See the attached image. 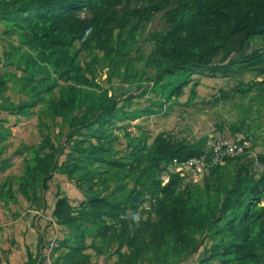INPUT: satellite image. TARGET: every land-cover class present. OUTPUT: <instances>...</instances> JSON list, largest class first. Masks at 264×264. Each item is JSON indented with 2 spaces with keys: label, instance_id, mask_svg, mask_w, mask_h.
<instances>
[{
  "label": "trees",
  "instance_id": "1",
  "mask_svg": "<svg viewBox=\"0 0 264 264\" xmlns=\"http://www.w3.org/2000/svg\"><path fill=\"white\" fill-rule=\"evenodd\" d=\"M157 14L164 28L147 35L148 53L138 49L132 57L120 34L130 27L137 37L139 25ZM0 25L30 50L16 68L28 75L29 87L20 89L28 100L1 110L36 115L47 131L37 146L24 148L22 172L0 186V199L15 203L19 193L41 202L55 175L85 199L78 207L64 197L54 201L51 215L62 239L51 264H91L87 249L98 256L111 249L118 264H264V169L255 167V161L264 166V154L216 166L201 145L165 133L146 144L126 129L162 112L192 75L264 74V0H0ZM82 53L90 65L81 64ZM117 59L126 79L160 88L163 102L127 111L132 96L120 105L100 90L91 65ZM7 91L0 76V97ZM56 121L59 133L49 125ZM121 131L130 150L123 157ZM193 158L210 168L204 188L220 195L215 208L195 205L180 175L169 170L174 161ZM42 239L26 264L42 262Z\"/></svg>",
  "mask_w": 264,
  "mask_h": 264
},
{
  "label": "rangeland",
  "instance_id": "2",
  "mask_svg": "<svg viewBox=\"0 0 264 264\" xmlns=\"http://www.w3.org/2000/svg\"><path fill=\"white\" fill-rule=\"evenodd\" d=\"M163 28L164 22L161 14L153 15L151 20L139 25V29L135 31L137 37L128 27L120 34L121 40L134 57V53L138 49L148 53L151 46L146 42L147 35ZM29 52V48L25 47L21 39L7 37L3 34L0 25V76L6 79L8 87L5 95L0 97V159L4 153L8 154L9 151L11 154L7 155V162L4 164H10L14 161L13 159H18L16 165L12 164L9 167L0 165V172L11 168L10 175H19L22 172V163L26 152L24 148L37 146L42 140V136L47 132L39 128L36 115L17 117L1 110L9 105L17 106L28 100V96L20 90L22 86L29 87L26 80L28 75L16 68L17 65H21L22 57ZM79 60L82 65L91 64L90 56L84 53L79 55ZM116 61V65L109 61L91 65L92 79L100 90L107 91L117 101L120 100V105L124 104L122 103L123 99L132 96L133 99L127 111L155 109L156 105L163 102L164 96H160V88L154 90L151 84L146 82L137 86L133 83V78L126 79L124 77L122 61L120 59ZM133 75L134 72L130 73L131 77ZM168 83L167 81L164 85ZM181 89L180 94L171 95L162 112L156 110L155 115L132 122V126L126 128L134 139H143L146 140V144H149L157 134L165 133L187 140L192 144L201 145L206 152H209L219 137L227 136L236 142L245 140L250 145L243 155L245 159L249 156L256 157L264 154V74L245 71L237 77L217 75L214 78L192 75L187 85ZM145 90L147 94L146 92L141 94ZM220 94L225 98L221 99ZM6 99L8 101H5ZM37 110L38 108L31 111L35 114ZM59 123V121L49 123L53 133L61 131ZM119 125L121 124L119 123ZM117 135L121 142V147H118L117 151L120 153V157H123L124 152L130 151L129 142L122 131ZM13 153H16L18 157H14ZM226 162H224V166ZM231 168L227 165V168L224 169L223 173L226 179L230 176ZM169 170L172 171L171 167ZM209 171L210 168H207L206 164L203 172L198 175L190 170H186L181 175L177 171L174 174L180 175L181 189L193 195L194 202L196 201L195 205L205 208L210 204V207L215 208L220 195L204 188V181ZM167 175L168 172L164 174L165 177ZM9 177L0 180V186ZM112 183L115 184V181L111 180L110 187L114 185ZM58 196L67 198L73 207H78L85 200L84 195L71 182L61 175H55L54 179L49 182L48 192L41 202H28L22 195L16 193L15 204L11 202L10 206H7L9 203L4 204V206L6 205L4 208L0 206L1 213L3 212L6 216V221L1 224V227L25 228L23 231L26 232V237L23 244L34 247L37 241L39 245V239L43 237L40 245L41 247L45 245L42 250L45 254L43 263L50 262L51 264L52 258L59 254L53 249L62 239V228L57 225L51 215L54 201ZM144 207H148V205L145 204ZM21 215L22 221L19 222ZM9 241L8 243L13 245L12 248L17 243L13 239H9ZM90 241L88 240L87 245ZM24 252L30 253L29 248L16 255ZM85 253L90 254L91 264H118V256L114 255L111 249L101 256L96 255L91 249L85 250ZM10 255L13 253L11 252Z\"/></svg>",
  "mask_w": 264,
  "mask_h": 264
},
{
  "label": "crops",
  "instance_id": "3",
  "mask_svg": "<svg viewBox=\"0 0 264 264\" xmlns=\"http://www.w3.org/2000/svg\"><path fill=\"white\" fill-rule=\"evenodd\" d=\"M10 151L8 152V154L4 153L2 158L0 159V165H4L5 167H9L12 166V164H17L18 159H13L14 161H12L10 164H4L7 162V155H10ZM13 155H15L14 157H18L16 153H13ZM11 172V168H6V170L4 169L3 171L0 172V180H3L6 177H12V176H18V175H10ZM21 173V172H20ZM19 173V174H20ZM45 198V197H44ZM15 204V203H12ZM11 203H9L10 206ZM0 206H2L3 208L6 206H4V203L0 200ZM2 208V210H3ZM4 211V210H3ZM7 212V211H6ZM22 215L19 218V222H21L22 220ZM6 221V216L4 215V213L0 211V227L1 224H3ZM3 226V225H2ZM23 229L25 228H14L12 226V228H0V264H26L27 262V254L26 252L24 253H19L18 255H16L18 252L23 251L24 249L29 248V252L35 256L38 252V250H40L38 248V241L37 243L34 245V247H31L29 244H23L22 242L24 241V238L26 237V232L23 231ZM9 239H13V241L16 243L15 246L12 248V244L8 243L10 242ZM13 253V255H10V253ZM42 253V262H39L37 264H44V257L45 254L43 253V251H41Z\"/></svg>",
  "mask_w": 264,
  "mask_h": 264
},
{
  "label": "built area",
  "instance_id": "4",
  "mask_svg": "<svg viewBox=\"0 0 264 264\" xmlns=\"http://www.w3.org/2000/svg\"><path fill=\"white\" fill-rule=\"evenodd\" d=\"M249 144L243 140L236 142L233 139L227 136L219 137L211 147V159L210 162L213 165H223L225 160L237 158L245 155L246 151L249 149ZM248 158H255L254 156H249ZM206 166V162L201 158H193L184 162L174 161L171 172L175 173L176 171L180 175L186 170H190L195 174H201ZM255 167L259 170L264 169V166L255 161ZM52 249V246H51ZM47 258V257H46ZM45 259V257H44ZM50 264V262L45 263Z\"/></svg>",
  "mask_w": 264,
  "mask_h": 264
}]
</instances>
